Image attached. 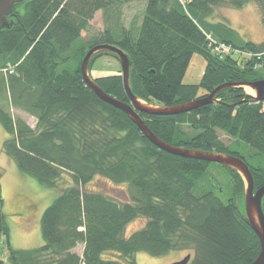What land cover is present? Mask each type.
Returning a JSON list of instances; mask_svg holds the SVG:
<instances>
[{
    "label": "trees",
    "instance_id": "1",
    "mask_svg": "<svg viewBox=\"0 0 264 264\" xmlns=\"http://www.w3.org/2000/svg\"><path fill=\"white\" fill-rule=\"evenodd\" d=\"M136 1L143 4L137 21L89 32L96 12ZM249 2L258 5L264 24V0H24L14 5L0 30V90L7 93L8 105L34 117L35 126L0 105L7 134L2 152L21 175L56 195L41 214L43 244L37 248H13L0 214V242L4 237L8 252L0 264H133L139 252L161 256L183 250L192 251L188 264H250L257 257L259 240L240 214V174L159 149L124 111L99 99L80 71L89 49L113 45L130 62L133 95L161 107L194 101L223 84L262 80L264 42L243 40L228 23L211 20L220 4L242 8ZM213 43L231 46L238 60L220 58ZM101 54L118 61L114 53L99 51L88 71ZM194 54L204 59V72L198 83L185 84ZM120 72L92 79L108 96L129 103ZM139 117L168 145L241 158L253 190L264 185V101H254L243 87L221 89L212 103L188 112H139ZM217 131L233 143H223ZM240 143L259 156L256 165L232 149ZM213 164L228 173L226 188L212 175ZM96 177L126 185L128 200L90 188ZM135 219L143 224L126 234ZM78 244H83L80 255L74 252ZM105 253L117 258H104Z\"/></svg>",
    "mask_w": 264,
    "mask_h": 264
},
{
    "label": "rangeland",
    "instance_id": "2",
    "mask_svg": "<svg viewBox=\"0 0 264 264\" xmlns=\"http://www.w3.org/2000/svg\"><path fill=\"white\" fill-rule=\"evenodd\" d=\"M142 10V2L136 1L119 7H113L105 12L98 11L90 21L89 32L91 31L92 34L102 33L108 25H118L120 22L124 26H128L140 18ZM211 20L228 23L230 27L237 31L243 40L256 44L264 42L262 14L255 2H249L242 8H234L226 3L220 4L214 8ZM82 37L88 39L89 34L82 32ZM224 49L226 50V48ZM230 54L237 60L240 56L238 52H231ZM222 55H225V53L222 52ZM204 68L205 61L202 56L194 54L183 77V83H198L204 72ZM117 71H121L119 62L110 55L101 54L91 62L88 73L91 78H97L112 75ZM7 72L11 73L9 69H7ZM244 91L248 95L252 94L247 87H244ZM5 96H7V93L3 89L0 90V105L5 111L13 118H21L29 126L34 128V117L8 105ZM217 133L223 143L227 145L233 143V138L226 136L220 131H217ZM6 138L7 134L0 125V184L2 197L0 214L4 217L9 227L11 246L17 249H34L43 244L40 230V217L44 209L52 202L56 191L37 183L33 179L24 177L18 172L14 161L2 152V144ZM232 149L241 153L251 165H256L260 159L259 156L254 154V150L244 143L234 145ZM210 170L223 188L230 185L229 175L223 168L213 164ZM68 178L65 174L60 184L63 186L66 185V179L68 180ZM89 187L101 188L119 201L128 200L126 185H117L101 177H96L90 183ZM221 197L225 199L226 194H221ZM142 224L143 220L141 219L131 221L127 224L125 233L130 234L140 228ZM82 250L83 244H78L74 248V252L79 255L82 253ZM7 254L5 238L3 237L0 242V257L6 259ZM188 254L191 255L192 251H170L161 256H151L147 253L139 252L135 255V262L133 264H170L180 261ZM104 258L117 257L113 253H105ZM121 264L130 263L121 261Z\"/></svg>",
    "mask_w": 264,
    "mask_h": 264
},
{
    "label": "water",
    "instance_id": "3",
    "mask_svg": "<svg viewBox=\"0 0 264 264\" xmlns=\"http://www.w3.org/2000/svg\"><path fill=\"white\" fill-rule=\"evenodd\" d=\"M22 1L24 0H0V30L5 26L4 22L6 20V17L11 13L14 5ZM99 51L112 52L117 56L121 69L123 89L129 103H123L108 96L97 86V84L90 77L88 73L89 60L94 53ZM130 69V62L123 51L113 45L108 44L96 45L89 49L84 55L80 65L82 79L85 84L94 92V94L102 101L124 111L131 119V121L135 123V125L141 130L143 135L156 147L173 155H178L190 159L203 160L210 163H217L224 167L235 170L240 174L244 181L243 213L240 214L244 222L255 233L260 244L259 253L250 264H264V212L262 210L264 185H262L255 191L253 190V179L247 164L241 158L232 155L184 149L168 145L154 136L146 126V124L139 117V112L154 115H173L191 111L202 105L212 103L214 101L216 93L221 89L229 86H238L243 88L247 87L254 93L249 94L253 98V100L256 102H262L264 101V79L254 82H243L239 84H223L213 89L208 95L199 99H195L194 101L176 106L161 107L148 104L147 102L133 95L129 84ZM189 259L190 255L188 254L180 261H176L170 264H188Z\"/></svg>",
    "mask_w": 264,
    "mask_h": 264
},
{
    "label": "built area",
    "instance_id": "4",
    "mask_svg": "<svg viewBox=\"0 0 264 264\" xmlns=\"http://www.w3.org/2000/svg\"><path fill=\"white\" fill-rule=\"evenodd\" d=\"M223 48V49H222ZM226 48V50L224 49ZM213 52L218 55L220 58L225 57L227 55H231V52H236L232 49L231 46L224 44V43H213ZM222 52L225 53V55H222Z\"/></svg>",
    "mask_w": 264,
    "mask_h": 264
},
{
    "label": "bare ground",
    "instance_id": "5",
    "mask_svg": "<svg viewBox=\"0 0 264 264\" xmlns=\"http://www.w3.org/2000/svg\"><path fill=\"white\" fill-rule=\"evenodd\" d=\"M251 91V93L253 94V91L251 89H249V92Z\"/></svg>",
    "mask_w": 264,
    "mask_h": 264
},
{
    "label": "crops",
    "instance_id": "6",
    "mask_svg": "<svg viewBox=\"0 0 264 264\" xmlns=\"http://www.w3.org/2000/svg\"><path fill=\"white\" fill-rule=\"evenodd\" d=\"M15 164V163H14Z\"/></svg>",
    "mask_w": 264,
    "mask_h": 264
}]
</instances>
